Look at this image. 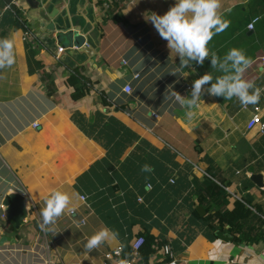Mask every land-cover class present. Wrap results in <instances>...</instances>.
I'll list each match as a JSON object with an SVG mask.
<instances>
[{"label":"crops","instance_id":"crops-1","mask_svg":"<svg viewBox=\"0 0 264 264\" xmlns=\"http://www.w3.org/2000/svg\"><path fill=\"white\" fill-rule=\"evenodd\" d=\"M6 1L0 0V38L14 39L15 63L0 69V264H112L106 253L122 245L126 254L145 234L154 237V251L147 261L139 254L134 264H264V239L236 243L227 226L213 231L206 215L214 210L207 212L197 197L210 175L229 194L226 209L242 200L258 206L264 219V129L247 127L255 106L264 122V91L247 107L207 92L191 109L174 102L171 87L190 96L199 76L220 75L210 57L172 74L179 57L145 16L165 13L175 0H31L34 7L14 0L15 9ZM220 2L229 26L209 41L210 55L243 49L254 60L245 78L264 90L258 70L264 64V0ZM53 8L57 15L50 18ZM64 9L71 28L89 23L98 33L94 57L61 60L66 37L52 38L58 32L44 22L56 26ZM120 13L126 22L115 20ZM27 41L37 49L31 60ZM57 45L64 47L58 58ZM76 69L87 88L79 99L72 98L78 85L69 81ZM189 110L196 113L192 121ZM146 164L151 171H142ZM252 174H261L259 185ZM52 190L70 195L72 211L42 229L40 212ZM15 192L27 209L18 228L3 205ZM104 226L118 239L87 250L88 237Z\"/></svg>","mask_w":264,"mask_h":264},{"label":"clouds","instance_id":"clouds-1","mask_svg":"<svg viewBox=\"0 0 264 264\" xmlns=\"http://www.w3.org/2000/svg\"><path fill=\"white\" fill-rule=\"evenodd\" d=\"M221 8L220 0H175L165 13L150 12L145 19L152 23L160 37L167 41L170 53L179 57V67L172 74L183 73L180 69H188L193 62L203 65L210 57L211 68L220 75L213 76L204 73L192 83L190 96L181 95L172 87L170 93L174 102L181 107L193 108L199 101L202 92L209 95L222 96L225 100L237 98L243 107L259 103L262 90L254 80L246 79L244 74L254 63L243 49L233 47L221 58L216 54L210 55L209 41L215 35L226 30L229 22L222 18L218 11ZM230 11V9H229ZM15 63L14 39L0 38V69L9 68ZM264 73V64L258 66ZM196 113L187 111L186 117L192 121ZM142 171H151L149 165H144ZM70 195L61 190H52L44 201L41 209V228L55 223L65 210L72 211ZM79 227V224L77 225ZM118 232L107 226L101 227L88 237L85 248L89 251L99 247L102 243L116 241ZM117 254H119L117 252Z\"/></svg>","mask_w":264,"mask_h":264},{"label":"trees","instance_id":"trees-1","mask_svg":"<svg viewBox=\"0 0 264 264\" xmlns=\"http://www.w3.org/2000/svg\"><path fill=\"white\" fill-rule=\"evenodd\" d=\"M6 2L15 9L13 4L14 0H7ZM116 19L126 22V19L121 13L115 15V20ZM27 49L29 51V60H31L37 53V49L34 48L33 41H27ZM34 62L41 69V71L44 72L42 70V63L38 60H35ZM83 78L81 69H76L69 78L72 85H78L72 93L73 99L82 98L86 94L87 88H85V84L82 82L84 80ZM52 83L53 81H49L48 87H52ZM197 192L198 202L205 206L206 211L209 212L210 210H214L213 214L206 215L207 220H210L213 231L223 229L224 226H227L236 243L244 241L258 242L259 240L264 239V219L260 215L261 211L258 206H252L248 202L236 200L232 209H226L227 196L229 194L225 190L224 186L215 181L210 175H206L201 184L197 187ZM250 205L259 214L257 212H253ZM193 213L200 217L197 210H194ZM144 236L145 241L139 254L143 260L147 261L149 259V255L154 251L153 244L155 239L150 234H145ZM129 250L130 251H127L125 254L126 257H130L131 248H129Z\"/></svg>","mask_w":264,"mask_h":264},{"label":"water","instance_id":"water-1","mask_svg":"<svg viewBox=\"0 0 264 264\" xmlns=\"http://www.w3.org/2000/svg\"><path fill=\"white\" fill-rule=\"evenodd\" d=\"M31 7L36 6L37 4L32 3L31 0H27ZM38 3V2H37ZM69 10V14L71 17L76 15L77 11L75 7H71ZM45 9L42 8L41 12H44ZM56 8H53L49 12V17L54 18L57 15ZM68 15L67 9H64L63 12L59 14L62 20L58 21L57 25L55 26L53 22H44L50 25L51 32L56 31L58 34L55 36H51L52 38L60 39L61 35L66 37V41L63 44L66 50L61 55L62 61H67V58L75 57L77 60L78 58H85L87 56L94 57L95 56V49L99 45L98 40V33H94L91 31L92 25L87 23L85 25H77L78 28H71L70 24L66 23V18ZM43 20H48L47 17H43ZM19 25V23H18ZM21 25H19L20 27ZM91 31V32H90ZM92 37V40H89ZM58 47H62L61 45H57ZM251 178L254 180L255 183L259 185V181L261 179V174H252ZM26 199L25 197L20 194L19 192L10 193L8 194L3 202V205L6 206L7 210V219L13 223V226L19 227L20 224L24 221L27 216V209H26Z\"/></svg>","mask_w":264,"mask_h":264},{"label":"built area","instance_id":"built-area-1","mask_svg":"<svg viewBox=\"0 0 264 264\" xmlns=\"http://www.w3.org/2000/svg\"><path fill=\"white\" fill-rule=\"evenodd\" d=\"M6 5H8L9 8L11 9L10 4L7 3ZM248 27H249V29H252L253 28V22L251 24H249ZM62 49L63 48L58 47V49L56 51L57 53L55 55L56 58L59 57L58 54L62 51ZM187 88H190V87L188 86ZM123 91L125 93H130L131 87L129 85H126L123 87ZM258 111H259V106H255L254 107L255 113L252 115V118L250 119V121L247 124L248 128H252L253 126L259 124L262 127V129H264V122L261 121L260 116L257 114ZM33 127H35V128L38 127V123L34 122ZM20 187H21L20 191L24 195L26 190L22 185H20ZM81 198L84 199V197H81ZM144 241L145 240H144L143 235H139L133 240V242L130 244V248H131V256L130 257L125 256L124 249H123L122 245H119L115 249H113L112 251L106 253L105 258L112 260V264H134V262H135L134 259L138 257V255L140 253V249H141L142 245L144 244ZM117 252L119 254H117ZM164 252H165V254L172 255L169 246L164 247ZM175 263H176L175 260H172L169 262V264H175ZM188 264H197V263L190 262Z\"/></svg>","mask_w":264,"mask_h":264}]
</instances>
